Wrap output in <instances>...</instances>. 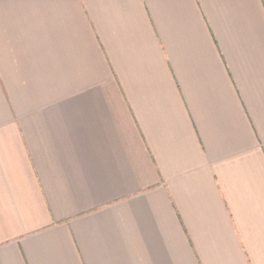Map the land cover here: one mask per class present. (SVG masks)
<instances>
[{
  "label": "crops",
  "instance_id": "1",
  "mask_svg": "<svg viewBox=\"0 0 264 264\" xmlns=\"http://www.w3.org/2000/svg\"><path fill=\"white\" fill-rule=\"evenodd\" d=\"M0 264H264V0H0Z\"/></svg>",
  "mask_w": 264,
  "mask_h": 264
}]
</instances>
